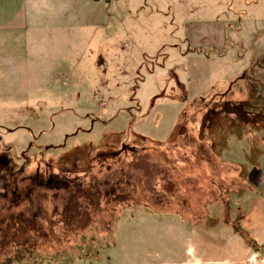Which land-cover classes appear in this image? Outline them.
Here are the masks:
<instances>
[{"label":"rangeland","instance_id":"rangeland-1","mask_svg":"<svg viewBox=\"0 0 264 264\" xmlns=\"http://www.w3.org/2000/svg\"><path fill=\"white\" fill-rule=\"evenodd\" d=\"M97 1L4 36L0 264H264V0Z\"/></svg>","mask_w":264,"mask_h":264},{"label":"crops","instance_id":"crops-1","mask_svg":"<svg viewBox=\"0 0 264 264\" xmlns=\"http://www.w3.org/2000/svg\"><path fill=\"white\" fill-rule=\"evenodd\" d=\"M92 1L100 2L97 0ZM254 2L251 5H246V8L250 9V7L257 4V0H254ZM82 3H85V0H0V47L3 46V43H6L4 42L7 40L4 37L6 35L14 36L17 34L16 36H19V34L28 31L34 33L47 25L49 27L55 26L56 21L59 19L61 24L63 22L67 23V18L70 22H74L75 20L72 17V15L75 16L74 13L71 15L69 13L73 6L77 7ZM166 15L169 17V14L164 16ZM170 24L180 25L179 20H174L173 15ZM8 66L9 62L7 60L4 62L0 57V75L8 74ZM0 81L3 82V77H0Z\"/></svg>","mask_w":264,"mask_h":264},{"label":"trees","instance_id":"trees-1","mask_svg":"<svg viewBox=\"0 0 264 264\" xmlns=\"http://www.w3.org/2000/svg\"><path fill=\"white\" fill-rule=\"evenodd\" d=\"M148 148L149 147H147V148L142 147V146H138L137 147L136 145H127L126 143H122L119 147H117L114 150H109L107 153L100 152V151L97 152L95 154V157L97 158V160L101 161V159H103L105 157H107V158L108 157L115 158V157H118V156H121V155H126L127 153H136L138 149H139L138 152L145 151V149H148ZM45 149H47V148L45 147ZM197 161H198V159L193 160V162H195V163ZM23 168H24V165L22 167H20L19 169L13 171V172L0 173V204L5 202L4 203L5 210H7V207H11V206H15V205L21 204V201L24 200L26 196H28V195L30 196V192L34 191V189L36 187H38L35 184V182L32 181L31 185H29V187L27 189H25L26 186L24 184H25V181L28 180V177L24 176ZM248 173H249V171L247 172V174ZM51 178H53V177H49L45 181H42V180L37 181V183L39 184V186L45 185V186H48V187L51 186L53 188H59L58 186L65 184V182H63L61 179H54L53 178V180H52ZM35 179H36V177H35ZM50 180H51V182H50ZM73 181L74 180H69L68 183L71 184V183H73ZM92 188L94 190V185H93ZM251 188L253 189V186ZM98 190L99 189L97 188L96 191H94V192H96L98 194L99 193ZM108 194L109 193L106 191V196ZM226 200H227V203L229 202V204H230V198L228 196H227ZM65 206H68V205H65ZM153 210H155L156 212L173 213V214H176L177 216L179 215L181 217V219H183V217L180 215L179 211H177V212L176 211L175 212L174 211H164V210H160V209L159 210L158 209H153ZM243 211L240 210L241 214L243 213ZM21 220L24 221V219H21ZM32 221H34V220H31V222ZM189 221H190V225L192 227L200 226L199 222L195 223L191 219ZM37 228H39V227H37ZM246 243H249V245L252 244V247L256 248V246L254 244L255 242L251 241V239L246 240Z\"/></svg>","mask_w":264,"mask_h":264},{"label":"flooded vegetation","instance_id":"flooded-vegetation-1","mask_svg":"<svg viewBox=\"0 0 264 264\" xmlns=\"http://www.w3.org/2000/svg\"><path fill=\"white\" fill-rule=\"evenodd\" d=\"M8 172V171H7ZM50 182H51V180H50Z\"/></svg>","mask_w":264,"mask_h":264}]
</instances>
